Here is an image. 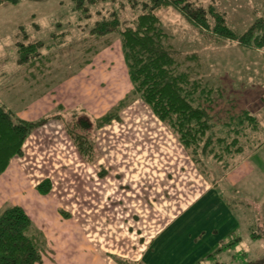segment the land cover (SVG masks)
<instances>
[{
    "label": "rangeland",
    "instance_id": "374dc122",
    "mask_svg": "<svg viewBox=\"0 0 264 264\" xmlns=\"http://www.w3.org/2000/svg\"><path fill=\"white\" fill-rule=\"evenodd\" d=\"M199 1L202 5L212 4L218 11L225 12L230 27L238 31H243L253 20L263 15L264 12V0ZM112 3L116 6H121L119 0ZM110 4L108 5L110 6ZM122 4L124 7L121 12L122 17H126V19L133 18L136 9L132 8L126 0H122ZM132 10H134V14ZM159 15L164 28L171 35L173 44L183 52H195L198 55L203 75L212 77V80L215 78L222 84L224 99L229 95L245 108L255 112L261 120L264 133V47L262 50H252L242 48L234 42H217L201 34L198 27L188 22L172 6L162 8ZM76 19L77 16L72 12L69 0H19L17 4L0 2V103L11 109L15 116L20 119L27 121L43 119V122L34 128L27 137L31 136L32 140L28 141L26 152L27 156H35V158L30 159L31 162H35L36 165L39 163L45 165L48 173H51V175L55 173V178L53 181L48 178L51 188L46 193L47 197L34 198L32 210L41 208L40 210H44V214H48L47 216L53 220L51 224L56 225L49 228L53 238L56 242H65V245L59 249L53 248L51 247V244H53L51 239H49L50 244L47 245L48 238L37 225V223L42 224L41 220L38 222L36 216L32 214L28 200L27 204L30 208L26 207L27 212L32 218H30L31 221L33 220L35 231L40 232L44 239L43 263L41 264H92V261L98 264H119L115 258L136 264L138 262L135 259L137 255L133 251L128 252V241L126 250L123 245L116 244L119 239V233L123 230L121 227L122 221L131 220L130 216H128L129 213L119 209L116 203L107 204L106 198L104 201L101 193L91 195L87 190L86 177L81 175V173L85 172H81V170L85 169L86 165L79 163L77 165L76 162L73 163L72 159H70L71 155L73 156L72 145L78 153L79 151L66 130L67 122L73 128V125H71L73 123L69 121L72 119L69 111L82 109L88 117H99L131 92L129 83L127 84L128 88L114 87L113 85V80H116L114 73L116 72L120 78L121 68L125 66L118 38H114L109 45H102L99 42L94 44V41H92V45H95L94 49L97 52L95 54L92 51L87 52L86 49L90 45L88 38L86 39L87 32L81 30L82 28L77 25ZM58 24L60 26H57ZM19 26L25 27L29 39H45L52 31L69 29L71 32L69 38L74 37L75 41L71 46L65 45V52H63V49L59 51L60 55L58 54L51 60L50 64H47L48 67L41 71L43 76H39L38 80L35 81L31 78V75H24L22 68L15 63L17 55L15 42L20 40L22 35ZM85 59H88L89 62H92L99 69L101 67L100 70H102L103 74L100 75L97 67L92 69L89 66V68L84 67L81 69L86 64ZM118 62L121 64L120 69L116 67L119 64ZM43 65H45V62ZM110 71L112 72L111 74ZM75 72L78 75L68 78ZM103 77L104 79H102ZM120 80L123 81L122 78ZM222 86L220 85L219 88ZM138 99H134L121 110L119 119L120 115L122 116L123 113L127 112L126 118L130 120L129 112L138 108L137 111H134L132 121L136 119L135 121L139 123L138 127L143 129L145 125H150L151 122L147 119V115L151 117V113L141 102L134 103ZM100 103L105 106L102 109L100 106L95 109L94 106ZM59 106L63 109L60 112L57 111ZM100 109L102 110L101 112L105 111L99 114ZM131 124L123 123L122 128L125 129L126 127L127 129ZM135 128H137L136 125ZM174 136L176 137L175 134ZM97 151L99 150L97 149ZM184 151L195 165L194 168L196 167L195 169L200 172L192 157L185 149ZM79 155L82 158L80 153ZM263 155V146L250 155V159H252L250 161L253 164L252 170H254L252 179L256 178L252 181L254 187L257 186V183H261L256 176L264 172ZM57 157L62 159L58 160L56 159ZM24 165L25 163H22L21 160L18 162L13 161L14 168L20 166L21 170ZM56 166H61L65 169L61 172V169L54 171ZM208 167L207 177L202 172L200 173L212 182L214 180L213 172L215 171L212 170V165ZM27 171L29 173L28 169ZM102 171L104 170H99L98 174H101ZM15 174L16 177L14 176L13 180H21L20 182H23L26 188H31L32 190H36L32 188L34 185L46 179L42 177L36 183L35 174H31L32 177H30V174L23 173L20 175L21 179L17 173ZM0 180L3 181L1 193L4 196L15 197L14 201H17L18 196L11 195L9 184H11L10 189L13 191L12 185H18L20 182L11 183L5 176L0 178ZM261 191L263 190L259 187L257 193L259 194ZM35 201H37L38 207H35ZM57 204L58 206H56ZM13 205L21 206L9 201L2 205L3 207H1L0 211ZM256 205H258V202H256ZM259 215L260 221L258 222L260 224L257 225L259 226L258 229L264 226V217L260 213ZM54 221H57V224ZM246 236H242L244 249L250 246L249 250L254 252V254L256 252L258 254L261 253L263 248L261 241L255 240V244L251 246L249 244L250 237ZM70 241L73 246L69 247L68 243ZM87 247H90V249L95 247L97 250L94 248L89 253ZM114 250L116 251L114 252ZM247 255L239 251L238 259L236 260L235 256L227 263L239 264L243 257Z\"/></svg>",
    "mask_w": 264,
    "mask_h": 264
},
{
    "label": "trees",
    "instance_id": "16d2710c",
    "mask_svg": "<svg viewBox=\"0 0 264 264\" xmlns=\"http://www.w3.org/2000/svg\"><path fill=\"white\" fill-rule=\"evenodd\" d=\"M115 1L69 0L71 10L77 16V25L87 32L90 45L86 51L97 52L92 41L109 45L118 38L132 84L130 94L99 117H88L82 109L69 111L73 128L67 122L66 130L85 162L93 163L99 156L95 130L112 120H119L121 110L136 98L176 135L206 177L209 165L213 166V173H225L262 146L263 126L256 113L229 95L224 99L222 84L203 75L198 55L183 52L173 44L159 12L172 6L198 27L201 34L217 42H234L252 50L264 47V12L243 31H238L230 27L225 12L218 11L212 4L202 5L199 0H126L136 9L135 14L132 10L134 17L129 19L122 17V0H119L120 7L112 3ZM0 2L17 4L19 0ZM19 29L22 35L15 42V63L24 75H31L35 81L59 51L65 52V45L71 46L75 41L74 37L69 38V29L52 31L45 39H29L25 27L19 26ZM61 110L59 106L57 111ZM42 122L43 119H20L0 103V175L14 157L22 154L27 137ZM50 186L46 178L35 188L40 194H46ZM254 227L250 229V237L262 242L261 253L253 258H243L239 264H264V226ZM234 242V239L221 241L216 251L196 264H228L216 259L215 255ZM43 247L42 234L35 231L21 206H8L0 211V264H39ZM115 260L119 264H134L124 259ZM136 264L146 263L138 261Z\"/></svg>",
    "mask_w": 264,
    "mask_h": 264
},
{
    "label": "crops",
    "instance_id": "0c3cea01",
    "mask_svg": "<svg viewBox=\"0 0 264 264\" xmlns=\"http://www.w3.org/2000/svg\"><path fill=\"white\" fill-rule=\"evenodd\" d=\"M85 63L81 69L89 68V66L92 69L97 67L92 62ZM123 64L125 65L124 60ZM109 67L112 68L111 65ZM116 67L120 69L121 64L119 63ZM97 68L102 75L101 67ZM121 70L120 78L123 81L115 72L114 87L126 88L129 83L132 89L126 65ZM76 75L78 73H72L68 78ZM138 101L151 113V117L145 113L151 122L150 125H145L141 129L136 119L132 121L134 111L138 108L129 112L130 120L126 118L127 112L122 111L123 114L120 115L119 120L112 121L95 131L96 146L99 150V156L95 162L86 163L73 145V156L70 157L73 163L86 165L85 169L81 170V172L85 171L81 175L86 177L87 190L91 195L101 193L104 201L106 198L107 204L116 203L119 209L130 214L128 216L131 220L126 219L121 223L123 230L119 233L116 244L123 245L126 250L128 241L130 250L127 249L128 252H135L137 255L135 259L146 264H196L216 251L221 241L228 239H234L236 242L218 252L215 255L216 259H223L229 263L235 256L236 260L238 259L239 251L248 254L243 258L255 257L258 253L251 252L250 246L247 249L242 246L244 242L242 236L250 237V229L260 224L259 213L264 217V172L256 176L261 183H257L254 187L252 181L256 178L252 179L254 170L250 161L251 153L225 173H213L214 180L210 182L195 169L196 167L194 168L195 165L184 153L183 147L168 127L156 117L154 118L152 111L140 99L134 103ZM99 106L102 109L105 105L100 103L94 107L96 109ZM101 109L99 114L105 111L101 112ZM122 122L132 124L127 129L126 127L123 129ZM31 138L30 136L26 139L22 156L14 157L0 178L5 176L11 183H19L21 180L12 179L16 177L14 173H17L20 179V175L26 173L30 174V177H32L31 174H35L36 183L42 177L54 180L55 173L53 175L48 173L45 165H41L38 161H36L38 165L31 162L30 159L35 156H27L26 148ZM262 146L264 147V143ZM14 160L16 162L21 160L26 167L22 166L21 170L20 166L14 168ZM54 168V171L61 169L60 172L65 169L61 166ZM102 169L104 171L98 174V171ZM2 182L0 180V190L3 188ZM12 186L13 191L9 184L11 195H17L18 200L14 201L15 197L4 196L0 191V209L4 203L11 201L13 204H20L28 214L26 207L30 205L32 210L34 198L47 197V194H40L37 190L26 188L23 182ZM259 187L263 191L258 194ZM35 207H38L37 201H35ZM40 209L31 212L38 222L41 220L42 224L36 223L47 236V245L50 244L49 239H51L53 242L51 247L56 249L64 247L65 242H56L49 229L56 226L51 224L53 220ZM28 216L30 217L29 214ZM54 222L57 224V221ZM256 241L250 237L249 244L252 246ZM246 243L248 244L247 239ZM68 245L73 246L71 241ZM87 248V251L91 253L95 247ZM92 264L98 263L92 261Z\"/></svg>",
    "mask_w": 264,
    "mask_h": 264
}]
</instances>
